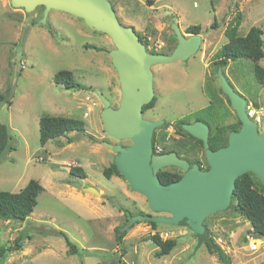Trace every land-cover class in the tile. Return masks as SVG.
I'll list each match as a JSON object with an SVG mask.
<instances>
[{
  "label": "rangeland",
  "instance_id": "rangeland-1",
  "mask_svg": "<svg viewBox=\"0 0 264 264\" xmlns=\"http://www.w3.org/2000/svg\"><path fill=\"white\" fill-rule=\"evenodd\" d=\"M119 1L129 7L128 13L137 23L136 33L152 53L169 54L175 48L172 23L185 36L189 35L185 33L188 26L199 25L202 29L203 41L194 56L185 62L152 67L158 98L144 118L168 119L171 129L177 118L205 104L201 92L204 82L207 96L214 93L223 101L226 114L222 124L236 121L220 91L211 61L226 42V25L238 12L242 16L239 35H245L252 26L259 27L263 30L264 49V0H109L124 25L117 12ZM43 9L37 7L25 13L12 7L9 0H0V93L10 95L11 100L10 105L0 104V122L11 136L10 148L0 158V191L17 193L31 179L43 187L37 205L25 220L0 219V248L13 245L17 238L21 242V249L0 264H225L210 254L205 244L198 247L187 227L156 224L151 228L147 222L137 221L125 229L129 220L124 210L132 216L156 214L122 176L106 178L102 173L116 155L105 143L131 145L129 140L111 138L99 118L102 104L95 90H100L114 108L120 98L117 73L108 54L113 44L107 35L89 30L81 19L67 13L52 10L42 23ZM214 21L217 29L210 28ZM259 63L264 68V57ZM225 69L235 90L249 100L255 93L257 103L251 105L264 110V87L254 79L253 63L238 59L230 61L223 72ZM60 70L72 71L85 88L71 90L55 84L53 76ZM44 114L80 119L85 130L70 132L42 146L38 123ZM89 135L94 141L88 139ZM189 143L192 145V141ZM159 144L157 149L164 145ZM201 154L197 146V153L190 157L202 159ZM73 166L81 167L86 179L70 175ZM71 183L93 187L99 194L82 192ZM204 224L230 264L264 262V244L257 251L249 249L251 227L242 215L218 211ZM118 228L124 233L121 242L116 240ZM60 231L76 245L77 254L68 253ZM153 234L162 239L175 238L177 245L168 255L156 258L158 248L150 241Z\"/></svg>",
  "mask_w": 264,
  "mask_h": 264
},
{
  "label": "water",
  "instance_id": "water-1",
  "mask_svg": "<svg viewBox=\"0 0 264 264\" xmlns=\"http://www.w3.org/2000/svg\"><path fill=\"white\" fill-rule=\"evenodd\" d=\"M9 1L12 7L25 13L43 7L42 23L47 14L55 10L81 19L89 30L110 38L114 48L108 54L117 73L120 98L117 107L113 108L103 93L95 90L102 104L99 118L104 131L111 138L116 141L129 140L131 145L123 147L105 143V146L116 153L113 163L118 173L131 190L146 198L148 207L156 214L132 216L125 229L137 221L187 227L192 231L198 247L209 243L204 221L213 213L232 208L230 200L236 178L253 173L264 184V117L260 135L256 123L245 112V100L229 85L222 69L217 68L221 90L229 98L241 127L238 132L229 134L227 147L213 152L208 146V128L205 124L196 122L183 126L189 134L203 141L212 169L202 173L196 166L189 169L188 163L174 153L155 155L152 151L154 131L164 121L152 122L142 116L143 107L152 101L154 95L151 68L158 64L187 61L199 51L202 33L186 38L179 26L172 23L177 39L172 53H149L134 28L120 24L109 0ZM262 101L264 105V93ZM167 166L181 168L185 176L177 182L161 184L157 172ZM71 186L82 192L99 194L93 187H82L77 183H71ZM161 213L170 216H160Z\"/></svg>",
  "mask_w": 264,
  "mask_h": 264
},
{
  "label": "trees",
  "instance_id": "trees-1",
  "mask_svg": "<svg viewBox=\"0 0 264 264\" xmlns=\"http://www.w3.org/2000/svg\"><path fill=\"white\" fill-rule=\"evenodd\" d=\"M241 13H237L234 18L226 25L224 29V36L226 42L214 54L211 61L212 66L217 68H225L230 61L238 59L250 60L253 63V76L256 83L260 87H264V68L259 64L260 60L264 57L263 49V30L259 27L252 26L249 28L245 35H239L238 29L241 23ZM217 22L214 21L210 28L217 29ZM201 26L191 25L185 29L187 34L201 33ZM142 43L147 46L146 41L140 36ZM86 47H93L86 45ZM97 51L101 48L93 47ZM152 53V52H151ZM154 53V52H153ZM53 82L57 85H62L66 89L80 90L84 89L78 83L72 71L60 70L53 76ZM10 95L0 93V104H11ZM154 103V99L143 107L144 110L149 108ZM239 123V122H238ZM39 141L42 146L51 140H55L70 132H81L85 129V123L80 119L52 116L44 114L39 118ZM237 130V129H233ZM225 128L217 129L213 136V141H219L222 146L225 143L223 136ZM89 140L94 141L92 136H88ZM11 136L5 124L0 122V158L10 148ZM70 175L85 179L86 173L81 167L73 166L69 168ZM104 177L111 178L112 176L121 177L118 173L114 163L104 168L102 171ZM159 180L162 184L168 185L172 182L179 180V177L174 174L158 173ZM43 191L41 184L31 179L27 185L19 192L12 193L8 191H0V219L2 220H25L34 210L37 205V197ZM234 205L231 208L236 214L242 215L250 224L249 237L256 239H264V184L254 177L251 173H246L238 177L235 181V188L233 191ZM125 216L129 218L132 216L129 211L124 210ZM128 222V221H127ZM151 228L156 227L153 222H147ZM206 227V226H205ZM208 231V230H207ZM59 236L65 242L70 255L78 253V249L73 244L64 232H59ZM124 233L120 232V228L116 232V240L121 242ZM209 237V232H208ZM209 243H205L207 250L210 254H215L217 258L225 263L230 264V260L225 255L222 248L217 245L212 238ZM150 241L157 246L154 253L156 258L168 255L173 248L177 245V239H162L158 234L150 236ZM21 249L20 239H16L13 245L3 246L0 248V262L3 261L9 254ZM264 264V262L262 263Z\"/></svg>",
  "mask_w": 264,
  "mask_h": 264
},
{
  "label": "flooded vegetation",
  "instance_id": "flooded-vegetation-1",
  "mask_svg": "<svg viewBox=\"0 0 264 264\" xmlns=\"http://www.w3.org/2000/svg\"><path fill=\"white\" fill-rule=\"evenodd\" d=\"M183 35L185 36L184 33H183ZM190 35L191 34H189L188 36H185V37L187 38ZM148 52L151 53L150 51H148ZM171 53L172 52H170L169 54H171ZM228 64H229V62H228ZM228 64L225 66V68L228 66ZM223 69H222V73H223L225 79L227 80V82L229 83V85L233 88V90L239 96H241L245 100V102H246L245 112H246L247 106L251 105L252 102H256L255 93H254V96L252 97L251 100H249L246 96L244 97L243 94H239L235 90V87L233 86V83L227 78V76H226V72H227L226 69H225L224 72H223ZM151 71H152V68H151ZM152 73H153V71H152ZM216 76H217V74H216ZM217 78H218V76H217ZM154 79L155 78H154V74H153V92H154L153 99H154V103H155L157 101V98L158 97L156 96L157 89H156V87H154ZM218 81H219V79H218ZM219 84H220V81H219ZM205 89L206 88H205L204 82H202L201 83V92H202V94L205 97V104L199 106L196 109H194V111H190L186 116H183V117H189V118H187V119H184L183 117L177 118L173 122L174 123V127H172L171 129H169V126H167L168 119H165V118H156L155 120H149V119L144 118V113L147 110L151 109L152 108V105L154 103L149 108H147L146 110L142 109V116H143L144 119H146L148 121H152V122H157V121H160V120H163L164 121V124L162 126L156 128L155 131H154V138H153V143H152V151H153V153L155 155H162V154L174 153L177 158H179L181 160H184V161H186L188 163V165H189L188 168L189 169H192L193 166H196L197 169L200 172H202V173L209 172L212 169L211 166H210V164L208 163V160H207V157H206V152H205V148H204L203 141L200 140V139H198V138H196V137H194V136H192L191 134H189L183 128V126L184 125H192V124H194L196 122H200L202 124H205L207 126V128H208V134H207L208 146H209V149L211 151H213V152H215L217 150H220L222 148L227 147V142H228V136H229V134L231 132H238L240 130V127H241V123H240V121H239V119H238V117L236 115L235 110L232 108V106L230 104L229 98L221 90V84H220V91H221L222 94L225 95L226 104L229 107V109L231 110V112L233 113V115H235V120H236V121L231 122V123H228V124H224V125L222 124L223 123L224 116L226 114L225 113V108L223 106V101L221 100L220 97H217V95H215L214 93L211 94V96H209V95L207 96ZM261 110H262L263 117H264V110H263V108H261ZM261 124H256L257 125L258 133L260 135L262 134L261 133ZM221 127L222 128H225V131H226L223 134V136L225 138V143L222 146L219 145L220 144L219 141H215V142L213 141V139H214L213 136L217 132V129H219ZM234 128L237 129V130H233ZM176 141H178L179 144H177ZM189 141H192V145L189 143ZM159 142H163L164 145L160 146L159 149H157L158 145H160ZM197 146L202 150V154H201L202 155V159H198L196 157H193V158L190 157L191 155H194V154L197 153ZM160 172L161 173H167V174L177 175L179 177V180L182 179L185 176V171L182 170L181 168H178V167H175V166H167L165 168L160 169L157 172V178H158V180H159L158 173H160ZM251 174L254 175L253 173H251ZM254 177L256 179H258L255 175H254ZM179 180H177V181H179ZM177 181H175V182H177ZM159 182H160V180H159ZM172 183H174V182H172ZM232 199H233V194H232L231 200H230L231 201V204L233 206L234 203H233ZM229 210H231V209H229Z\"/></svg>",
  "mask_w": 264,
  "mask_h": 264
},
{
  "label": "built area",
  "instance_id": "built-area-1",
  "mask_svg": "<svg viewBox=\"0 0 264 264\" xmlns=\"http://www.w3.org/2000/svg\"><path fill=\"white\" fill-rule=\"evenodd\" d=\"M246 114L256 124H261L262 123L263 113H262V110L261 109H256L252 105H249L246 108ZM250 240H251V243L249 245V249L251 251H257L260 248V246L262 244H264L263 241H259V240H256V239H252L251 237H250Z\"/></svg>",
  "mask_w": 264,
  "mask_h": 264
},
{
  "label": "crops",
  "instance_id": "crops-1",
  "mask_svg": "<svg viewBox=\"0 0 264 264\" xmlns=\"http://www.w3.org/2000/svg\"><path fill=\"white\" fill-rule=\"evenodd\" d=\"M128 6H127V4H126V6L125 5H123V2H120L119 1V3H118V6H117V12H118V14L121 16V17H123V19H124V25H126V26H131V27H133L134 28V30L137 32V30H138V28H137V23L135 22V20H134V18L131 16L132 14H130V13H128L129 11H128ZM247 33V32H246ZM92 102V104H94L93 102H95L94 101V99H93V97H90L89 98ZM95 106V105H94ZM90 107V106H89ZM96 107V106H95ZM95 107H91V109L92 110H94V108ZM83 117H88V115L85 113L84 115H83ZM86 177H87V175H86ZM86 179V178H85Z\"/></svg>",
  "mask_w": 264,
  "mask_h": 264
}]
</instances>
